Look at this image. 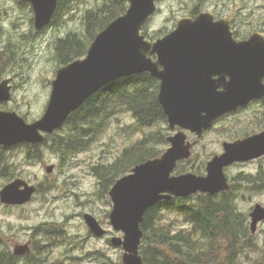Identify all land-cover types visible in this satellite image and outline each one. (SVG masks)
Segmentation results:
<instances>
[{
	"label": "water",
	"instance_id": "95a60500",
	"mask_svg": "<svg viewBox=\"0 0 264 264\" xmlns=\"http://www.w3.org/2000/svg\"><path fill=\"white\" fill-rule=\"evenodd\" d=\"M22 1L30 4L35 31L51 23L58 0ZM126 1L124 14L95 35L86 54L56 71L49 100L38 119L28 122L15 111L0 109V145L41 143L45 135L61 128L70 114L90 97L120 78L148 73L157 79L160 82L158 102L169 128L178 130L166 138L169 146L160 156L134 165L108 192L110 225L114 231L122 233L111 236L109 243L121 248L122 264H143L139 253L143 237L140 225L150 207L173 197L226 191L229 189L224 174L226 166L264 156V132H261L234 143H223L224 152L206 163L204 175L174 173L180 161L190 158L197 142L187 140L185 131L199 138L221 115L250 99L264 96V85L259 82L264 76V47H259L256 37L262 35L258 33H253L251 40L243 44L231 41V49L222 50V59L232 60L231 87L227 91H212L208 89L209 63L213 59L209 52L216 41L211 37H230L227 28L214 23L209 13H201L194 18L177 19L171 32L150 41L141 31L157 11V0ZM205 62L208 66L203 64ZM10 98L11 86L9 80H4L0 82V103ZM52 169V165L46 167L47 172ZM35 192V185L17 177L0 189V203L24 205ZM249 216L250 232L255 234L258 224L264 221V206L255 204ZM83 219L93 236L106 235L107 230L93 215L85 213ZM29 251V242L16 244L12 249L16 256H25Z\"/></svg>",
	"mask_w": 264,
	"mask_h": 264
},
{
	"label": "trees",
	"instance_id": "16d2710c",
	"mask_svg": "<svg viewBox=\"0 0 264 264\" xmlns=\"http://www.w3.org/2000/svg\"><path fill=\"white\" fill-rule=\"evenodd\" d=\"M76 1L58 0L50 25H61ZM127 6L126 0H95L94 6L82 14L81 32L68 31L55 39L57 68L83 57L95 35L124 14ZM142 33L153 39L161 32L156 36L148 35L144 26ZM157 94V80L148 73L120 78L106 85L41 143L7 148L0 145V177L10 181L13 174L10 151L16 148H24L28 159L37 160L41 157L39 148L45 146L58 153L64 163L71 155L89 149L112 120L130 114L136 128L142 131L140 139L124 148L112 162L92 166L97 199L106 198L117 178L165 150L168 133H162L160 126L166 124V116ZM202 170L203 163L190 157L177 164L175 173L203 174ZM245 181L251 183L247 177ZM173 216L180 221L179 225L170 221ZM140 227L143 237L139 253L143 264H237L246 248L251 250L256 246L247 214L239 210L230 191L197 192L186 198L160 201L145 212ZM32 230V246L25 256L14 255L0 233V264H122L120 258L113 259L100 249L74 252L83 250V241L66 233L62 222H42ZM55 248L61 249L58 255H53Z\"/></svg>",
	"mask_w": 264,
	"mask_h": 264
},
{
	"label": "rangeland",
	"instance_id": "374dc122",
	"mask_svg": "<svg viewBox=\"0 0 264 264\" xmlns=\"http://www.w3.org/2000/svg\"><path fill=\"white\" fill-rule=\"evenodd\" d=\"M17 1L0 0L2 30L14 28L13 23H18L20 26V36L16 39L12 38L11 41L18 43L20 48L18 54H12L9 48L4 59L8 61L5 73L13 79V90L11 99L1 109L13 110L26 121L32 122L44 112L50 96L51 81L58 70L53 46L55 39L64 36L68 31L81 32L82 14L86 9L94 6L95 0L76 1L61 25L49 24L37 33L33 29V22L31 24V18H33L31 8ZM219 1L221 0H157V11L145 25V32L154 36L161 32L162 34H158L159 36L153 39L161 37L174 26L177 19L188 17L194 9L214 6ZM255 2L261 5L258 8L259 12H257L258 9L251 11ZM5 12H15V14L7 21V18H4ZM247 13L252 16L250 18L252 21H249L244 26L245 28L251 30L262 27L264 24L259 22H264V0H248ZM253 21H257L258 24L254 25ZM30 33L31 36L35 33L33 39L27 35ZM17 34L19 35L18 32ZM15 44L12 45V50L16 49ZM245 121H247L245 117H240L239 121L225 120L224 123H217L214 129L203 135L198 145L194 147L191 156L203 163L202 172L205 173L206 162L213 157L212 153L220 150V141L234 136L235 131L230 129V126L235 128L238 125L245 126ZM160 129L162 133H168L167 135H172L177 131V129L171 130L167 123L160 126ZM250 129H253V126ZM58 133L62 134V132ZM185 134L187 140L195 139L190 132H185ZM141 136L142 131L136 128L130 114H124L112 120L100 136L92 142L89 149L71 155L65 159L64 163L58 153L45 146L39 148L41 157L37 160L28 159L22 147L10 151L13 171L10 181L17 177L22 178L37 188L32 199L24 205L5 206L0 203V233L10 250L16 244L27 242H30L31 249L32 228L38 224L62 222L66 233L83 241V250L78 249L74 252L100 249L106 251L113 259L120 258L121 260V248L111 246L106 243V239L109 240L111 236H121L122 233L112 229L109 222L111 201L108 196L104 199H97V182L91 172L92 166L112 162L124 148L133 144ZM168 145H165L164 149ZM49 165H52L53 169L47 172L46 167ZM257 170H261L263 174L259 191L244 192L236 202L239 210L247 214L248 227L250 221L248 213L254 204L264 206V156L246 165L232 166L227 172L225 170L228 179L231 178L233 183H237L233 178L238 177L240 173H254ZM7 182H9L7 179L0 177V189ZM85 213L93 215L107 230L104 237L99 238L92 235L83 219ZM170 221L176 226L180 224L174 216L170 218ZM252 237L256 246L251 250L246 248L237 264H264V221L258 224L256 233ZM60 250V248H55L53 255H58Z\"/></svg>",
	"mask_w": 264,
	"mask_h": 264
},
{
	"label": "flooded vegetation",
	"instance_id": "af4514ba",
	"mask_svg": "<svg viewBox=\"0 0 264 264\" xmlns=\"http://www.w3.org/2000/svg\"><path fill=\"white\" fill-rule=\"evenodd\" d=\"M17 2L21 5L24 3V2H22V0H18ZM259 7H261V5H258L255 2L254 7L251 9V11L254 12ZM247 10H248V0H221L218 3H216L214 6L210 5L209 7H204L201 9H199V8L194 9L192 11V15L191 14L188 15V17L194 18L201 13H209L212 16V21L214 23H216V24L218 23L222 28L226 27L228 32L230 33V37L223 36V35L211 37L213 41H216V43H215L216 45L213 44V46H211V50L209 52L212 55L213 59L209 63L211 72H210V75L208 74L209 75V77H208V81H209L208 89H211L212 91H216V92L227 91V89L231 87L232 60L231 59H229V60H226V59L223 60L222 59V58H224V54L222 53V50H224V52H226V50L231 49V46H232L231 41H233L235 44H243V43L251 40V36L253 33H258V34L262 35V37H256L257 40H259V42H260L259 47H261V48L264 47L263 46V40H264V28L263 27H264V25L262 27H259L256 29L252 28L251 30L244 27L249 21H252V20H250V18L252 16H250L247 13ZM259 11L260 10L258 9L257 12H259ZM14 14H15V12H12V13L5 12L4 18H7V21H8L12 18L11 16H13ZM16 19H17V17H16ZM1 20H2V17H0V82H2L4 80H9V84L11 86V95H12L13 79L11 77H8L7 74L5 73V67H6L8 61L6 62V60L4 61V59H5V55H7V53H8L7 51L9 48H10L9 51H11L12 54H15V53H17V49L19 48V45H18V43L15 44L14 42H11L12 40L9 42L8 39L5 37V34L7 33L8 29H6V31L2 30ZM11 21H13V19ZM176 21H175L174 26H172L170 29H168L161 37L168 34L169 32H171L175 28ZM253 22H254L253 23L254 25L258 24L257 21H253ZM259 23L264 24V22H259ZM13 24H15L14 28L19 33L18 36H20V26H18L19 24L18 23H13ZM27 35L31 36V33L27 34ZM33 35H35V34L32 33V36H31L32 39L34 38ZM152 40L154 41L155 39H152ZM223 41H224V43H222ZM226 41L228 44H226ZM13 44H15L17 46H16V49L12 50L11 48H12ZM19 44H20V42H19ZM236 46H237V48L240 47L238 45H236ZM255 48H257V47H255ZM151 57L153 60L156 59V57L154 55H152ZM203 64L208 66L207 62H205ZM199 65H200V63H199ZM2 71H3V73H2ZM259 82H261V84L264 85V76L261 78V80ZM159 83L160 82L157 80L158 91H159ZM7 103L8 102L0 103V109L3 108L4 105H6ZM248 115H249V117H247ZM240 117L247 118V121H245L246 122L245 126L238 125L237 127H239V129H237V127L235 128L234 126L231 125L230 129L235 131L234 136L227 138V139L224 138L223 140H221L219 143L220 144V148H219L220 150L218 152L212 153V156L219 155V154H222L224 152L223 143H225V142L226 143H234L235 141L242 140V139L248 138L250 136L264 132V96L259 97V98L250 99L244 105L236 106V108H234V109L226 112L225 114L221 115L220 117H218L213 122L211 127L208 130L203 132L201 137L197 140V144L195 146L198 145L201 138L203 137V135L206 132L214 129V127L217 123H220V122L224 123L225 120H233V119H236L239 121ZM251 126H253V129H250ZM224 130L226 131L225 128H224ZM227 130L229 131L228 128H227ZM192 135L195 137L194 134H192ZM196 139L197 138L195 137V139H193L192 141H196ZM2 147H4V146H2ZM257 159H259V158H257ZM257 159H253L251 161H254ZM248 163H250V161L234 162L233 164L225 167L224 171L226 170V172H227L229 170V168L232 166L246 165ZM246 177L251 182L250 184L247 183V181H245ZM237 178H239V180H237ZM233 179L237 183H233L231 178L227 179L229 186H230L227 191H230V194L235 197V201L237 202V199L244 192L259 191V189L261 187L259 185L261 183V170H257L254 173H251V172L240 173V175L238 177L235 176ZM249 187H250V189H249ZM255 204H258V203H255ZM253 207L249 211L248 217H249V214L252 211Z\"/></svg>",
	"mask_w": 264,
	"mask_h": 264
},
{
	"label": "bare ground",
	"instance_id": "6f19581e",
	"mask_svg": "<svg viewBox=\"0 0 264 264\" xmlns=\"http://www.w3.org/2000/svg\"><path fill=\"white\" fill-rule=\"evenodd\" d=\"M15 35V36H14ZM5 37L8 39V41L10 42L12 40V38L18 37L17 31L15 30V28H10L7 30V33L5 34ZM20 48L17 49V54Z\"/></svg>",
	"mask_w": 264,
	"mask_h": 264
}]
</instances>
